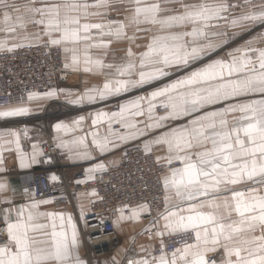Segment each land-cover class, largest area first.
I'll use <instances>...</instances> for the list:
<instances>
[{
    "label": "snow or ice",
    "instance_id": "1",
    "mask_svg": "<svg viewBox=\"0 0 264 264\" xmlns=\"http://www.w3.org/2000/svg\"><path fill=\"white\" fill-rule=\"evenodd\" d=\"M174 2L178 7H169L173 0H25L22 4L0 0V31L14 37L18 29L30 24L42 26L48 42L63 46L70 54L65 68L105 74L102 86L86 89L70 101L73 104L95 103L168 78L147 95L119 104L118 111L96 112L92 120L94 127L107 124L105 134L90 133L91 145L99 154L161 130L145 140V151L162 145L167 150L163 159L169 165L173 161L182 165L171 168L163 178L164 211L145 229L151 235L159 221H164L163 228L154 233L160 238L159 255L141 246L145 255L130 258L127 264H216L208 253L217 252H222V264H264V47L257 46L264 43V32L226 57L203 62L239 34L233 31L229 36L228 28L243 32L256 25L264 27V3ZM117 3L125 5L127 15L105 19ZM237 8L239 14L233 11ZM92 17H99V22H91ZM137 33L149 34L144 51L135 53L129 47L120 62H105L113 41L132 42ZM22 46L9 45L8 37L0 39V51ZM93 49L103 52L93 55ZM197 62L201 66L195 67ZM189 67L191 71L171 79L174 70ZM39 95L29 93L28 99ZM43 95L51 97L56 92ZM157 108L163 109L162 115ZM29 111L23 104L0 108V119ZM84 119L78 117L71 125L61 121L55 128L58 133L75 134ZM180 120L186 123H171ZM114 124L123 131L114 129ZM88 135H73L71 140L58 137L57 146L67 148L78 159H93ZM13 143L19 150L20 132H0V164L4 146ZM35 156L34 152L33 162ZM20 166H27L22 152ZM105 170L101 161L86 171L94 179L95 173ZM241 184L249 186L238 189ZM8 190L7 181L0 179V193ZM95 194L93 190L91 195ZM4 202L11 203L7 197ZM47 203L50 201L33 199L20 205L15 218L12 208L2 210L7 240L0 242V264H88L80 256L81 241L71 214L40 211L39 206ZM146 210L147 205H140L126 217L123 208L118 209L115 223L138 220ZM84 214L81 208L82 218ZM189 233L191 242L185 239L181 247L167 252L164 236L182 234L187 238ZM113 261L119 264L115 258Z\"/></svg>",
    "mask_w": 264,
    "mask_h": 264
},
{
    "label": "crops",
    "instance_id": "2",
    "mask_svg": "<svg viewBox=\"0 0 264 264\" xmlns=\"http://www.w3.org/2000/svg\"><path fill=\"white\" fill-rule=\"evenodd\" d=\"M39 2V0H38ZM92 2V0H89ZM116 0H114V3ZM127 15L125 5H121L117 3L116 9L110 10L105 17V19L119 20L123 19L124 16ZM91 22H99V17L90 18ZM21 32H16L15 36L12 37L11 34H7L3 31H0V39H5L8 37L9 45L13 43H19L23 46L25 45H36L40 42L48 43L49 38L43 34L42 26H34L28 25L25 29H20ZM129 35H132V30L129 29ZM137 39L130 42L127 39L113 41L110 46L109 54L105 57L106 63L120 62L125 58L126 50L131 47L132 51L135 53H139L144 51V46L146 43V35L145 33H137ZM39 36V39H35L34 37ZM107 39V37L105 38ZM52 45V44H50ZM22 46V47H23ZM63 47V46H62ZM19 48V47H18ZM15 49V48H14ZM64 50V47H63ZM6 51V50H4ZM3 52V51H0ZM103 50L93 49V55H101ZM69 53L63 51V66L65 68V64L69 63ZM199 67V66H198ZM67 70H73L71 67L65 68ZM80 72V80H68L65 83H62L58 89H56V95L47 97L43 94L50 92L45 91L40 94L38 98L29 100L28 95L26 98L22 100H15L9 106H18L25 105L30 108V111L22 116L17 117H9L0 119V132H4L6 130H15L20 132V149L17 150L15 143L5 145V150L2 152L3 162L0 164V168L4 169V171H0V179L6 180L9 184V190L5 193H0V206L3 209L12 208V218H15V210L20 205H27L31 203V199H27L25 195H23L20 191V184L17 179V172L20 171H28L32 169L39 168L38 160L42 155L41 146L42 144L50 138L54 144L55 150L58 153V161L59 165L63 168V178L67 181L68 185L71 187L82 184L87 181L88 173L87 169L92 165L103 162L106 165V169L112 166L117 165L120 161V158L123 154V149L125 146L132 144V142L139 141L144 147L145 140L153 139L154 135H158L161 130H153L152 133L144 137H140L136 140L128 141L125 144H122L119 148L112 150L111 152L99 154L98 151L91 145V135L90 133L93 130H98L101 135L105 134L107 129V124L103 123L98 126L92 125V120L94 118V114L98 111H106V112H114L118 111V105L124 103L125 101L132 100L137 96H145L150 93L154 87L161 86L163 83H167L168 80L163 79L159 82H153L150 85H144L139 88H133L127 92H123L117 96L108 97L105 100H97L95 103H81V104H73L70 101L74 100L79 94H82L86 89L92 87H100L102 86L105 80V74H101L98 72H84L81 67L80 70H73ZM191 71V70H189ZM175 73V70L173 71ZM182 73L178 76H175L176 79L179 76L184 75ZM93 106H99L98 108L91 109ZM222 106V105H220ZM5 108V107H0ZM158 114H163V109ZM83 116L85 119L81 122L80 128L77 130L75 134L68 133L64 134L62 132L58 133L55 125L58 122H64L66 124L71 125L72 121L77 119L78 117ZM138 119L144 120V117H139ZM173 126L176 123H186V120H180L177 122H171ZM114 129H120L118 124L113 125ZM24 129H27V135L24 134ZM166 130V129H165ZM88 135V143L92 149L93 159L84 160L78 159L72 156L67 148L58 147L59 139L58 137H62L65 140H71L73 135ZM5 139H14L11 136H5ZM22 140H26V147L23 148ZM33 145L36 147L33 148ZM155 154L156 161L160 164H168L163 157L167 155V150L162 145H152V150ZM21 152L25 155V162L27 164L26 167L20 166V154ZM35 152V162L32 161L33 153ZM157 157H161L160 160H157ZM180 163L179 161H173V164ZM180 164L177 168L181 167ZM50 177L56 176L53 167L50 166ZM103 172V171H102ZM101 173V172H97ZM95 173V174H97ZM94 174V175H95ZM170 174V171L166 172L163 177ZM57 177V176H56ZM249 185L241 184L237 186L238 189L247 188ZM13 189L15 191H13ZM93 192L92 189L88 190H78L74 193L73 196V207H64L53 203L41 204L39 206L40 211L43 212H62L67 214H71L73 221L77 225V229L79 232L80 238V247L79 253L80 256L88 262V264H114L113 258L115 261L119 262V264H127V260L130 258H139L140 256L145 255L140 251L141 246L149 247L152 255L155 256L153 250L154 248L160 244V238L155 236L154 233L157 229H162L164 221L160 220L157 224L156 228L153 229V234H149L145 231L146 228L150 226L154 219H151L149 216L148 208L146 211L140 212V218L138 220L125 219L121 220L119 224L115 223L117 217L120 213L117 211L116 214L112 217V223H114L115 227V235L120 238V244L116 246L110 252H107L105 255L100 257H88L85 252V246L83 239L81 238L79 225L77 224V220H82L85 217H88L91 214V210L89 209V204L97 199V193L95 195H91ZM4 197H7L11 203H5ZM49 201V200H48ZM140 206V205H139ZM81 208L84 210V216L81 217ZM121 209V208H119ZM133 209H138V206H134V208H123L124 215L130 216ZM164 238V237H163ZM7 240V238H6ZM181 247V246H180ZM222 253V252H218ZM213 253H208V256ZM223 258V257H222ZM216 264H222L221 261H216Z\"/></svg>",
    "mask_w": 264,
    "mask_h": 264
},
{
    "label": "built area",
    "instance_id": "3",
    "mask_svg": "<svg viewBox=\"0 0 264 264\" xmlns=\"http://www.w3.org/2000/svg\"><path fill=\"white\" fill-rule=\"evenodd\" d=\"M63 47L40 42L25 45L11 52H0V107H7L15 100L26 98L29 93H41L58 89L70 79L71 71L63 66ZM26 140H22L25 148ZM42 155L39 168L17 172L20 191L27 199H49L57 205L73 207V196L78 190L92 189L97 199L89 204L91 214L77 220L85 252L88 257H100L120 244L115 235L112 217L119 208H134L147 205L151 219L164 211L163 176L177 164H160L153 151L146 152L139 141L124 147L117 165L95 174L94 179L71 187L63 178V168L59 165L58 153L48 138L41 146ZM50 166L57 176L50 177ZM127 205V207H125ZM0 206V242L6 241L7 234ZM192 234L186 238L182 234L164 236L167 252L180 247L185 239L191 242ZM108 239L103 245H95L96 239ZM160 244L153 252L159 255Z\"/></svg>",
    "mask_w": 264,
    "mask_h": 264
},
{
    "label": "rangeland",
    "instance_id": "4",
    "mask_svg": "<svg viewBox=\"0 0 264 264\" xmlns=\"http://www.w3.org/2000/svg\"><path fill=\"white\" fill-rule=\"evenodd\" d=\"M15 2L17 4H22L25 2V0H15ZM38 2V0H37ZM189 2H191V0H189ZM230 3H243V0H229ZM39 3V2H38ZM254 4H261L264 3V0H253ZM169 7H178V5L174 2L169 4ZM236 14H239L240 9H234L233 10ZM0 20H2V16H0ZM221 24H223V21L220 22ZM18 32H21L20 29L17 30ZM233 31H237L239 34L236 35L235 37H232L231 39H229L228 44L224 45L222 48L217 49L214 53H211L209 55V57H206L204 59V63L208 62L209 59H217L220 57H226L227 53L232 51L234 48L241 46L245 43V41L252 39L253 37L257 36L259 33L264 32V27H261L260 25H256L252 28H249L247 31H243L240 32L239 30H234L231 28L227 29V32L229 33V36H231ZM146 35V43L148 42V35L147 33H145ZM257 46H261L264 47V43L258 44ZM195 67L201 66L199 62H197L196 65H194ZM191 70V67L187 68V69H180V70H175V73H172L171 78H175V76H178L182 73H186L187 71ZM72 72L70 79L71 80H77L79 81L80 78L79 76L81 75L80 72L78 71H73L70 70ZM69 79V80H70ZM166 80H168V78H164ZM99 106H93V108L91 109H95L98 108ZM157 112H161V108H157ZM44 200H49V199H44ZM52 201V200H49ZM53 203H55L53 201ZM66 207V206H65ZM69 208V207H68ZM210 258L214 259L215 261H221L222 258V253H213L212 255L209 256Z\"/></svg>",
    "mask_w": 264,
    "mask_h": 264
},
{
    "label": "bare ground",
    "instance_id": "5",
    "mask_svg": "<svg viewBox=\"0 0 264 264\" xmlns=\"http://www.w3.org/2000/svg\"><path fill=\"white\" fill-rule=\"evenodd\" d=\"M108 241V239H96L95 241H94V244L95 245H103V244H105L106 242Z\"/></svg>",
    "mask_w": 264,
    "mask_h": 264
}]
</instances>
